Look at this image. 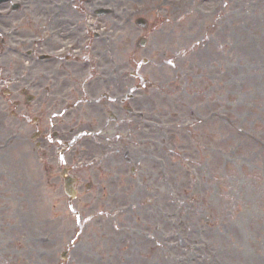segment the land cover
I'll return each instance as SVG.
<instances>
[{"label": "rangeland", "instance_id": "374dc122", "mask_svg": "<svg viewBox=\"0 0 264 264\" xmlns=\"http://www.w3.org/2000/svg\"><path fill=\"white\" fill-rule=\"evenodd\" d=\"M175 2L177 12H186L180 13L178 20L185 27L179 34L186 35L185 49L199 42L193 58L195 69L187 70L190 75L186 73V85L196 86L195 94L185 93L181 82L172 85L176 89L179 84L181 88L173 98L177 101L174 106L186 113V120L175 127L183 130L174 138L167 128L163 131L157 124L144 126L149 135L147 151L153 159L159 157L150 161V169H137L138 176L141 171L146 173V183L132 185L125 180L123 185L117 180L112 205L100 204L91 214L98 218L93 229L112 238V258L106 256L103 247H88L78 241L80 245L74 247L68 264H264V185L260 188L254 179L259 176L257 171L264 174V169H255L264 166V149L256 140L237 132L246 123L254 134L252 127L257 120L263 126L258 129L259 135L264 137V104H255L258 89H264V80L257 70L264 57L255 58L258 46L264 47V0ZM215 14L217 22H213ZM161 15L162 20L168 19L174 26L172 14ZM213 24L218 29L211 30ZM243 34L247 43L238 45ZM253 35L260 38L259 45L253 42ZM226 40L236 46L232 49L224 45ZM165 67L172 76V68ZM245 77L251 80L245 84L247 87L243 84ZM198 86L204 92L199 93ZM182 98L185 107L180 104ZM165 101L168 100L159 101L160 114L171 104ZM230 112L236 124L233 133L229 132L230 123L225 116ZM214 113L217 118L213 121ZM206 117L211 118V124H200ZM0 125V138H4L8 125ZM187 127L191 137L187 136ZM135 134L145 139L140 131ZM198 136L202 145L192 148ZM8 144L0 169V195L4 201L0 212L15 210L16 216L5 218L11 225L0 264H57L62 247L79 229L76 218L70 214L73 221L65 218L66 230L47 237L41 222L45 207L50 205L48 196L53 197L57 190L48 191L45 169H31L29 148L19 150L13 140ZM121 155L117 147L112 149L114 163L122 161ZM162 159L163 165L157 163ZM245 167L248 169H242ZM233 174L240 176L231 177ZM24 182L35 184V207L42 212L40 219L30 216L36 225L33 229L19 210L25 208L22 197L30 195L23 188ZM227 189L231 203L226 199ZM237 203L241 204V211L236 210Z\"/></svg>", "mask_w": 264, "mask_h": 264}, {"label": "bare ground", "instance_id": "6f19581e", "mask_svg": "<svg viewBox=\"0 0 264 264\" xmlns=\"http://www.w3.org/2000/svg\"><path fill=\"white\" fill-rule=\"evenodd\" d=\"M156 96L158 97L159 95H158V94H156Z\"/></svg>", "mask_w": 264, "mask_h": 264}]
</instances>
